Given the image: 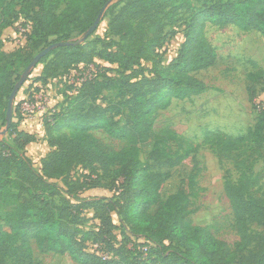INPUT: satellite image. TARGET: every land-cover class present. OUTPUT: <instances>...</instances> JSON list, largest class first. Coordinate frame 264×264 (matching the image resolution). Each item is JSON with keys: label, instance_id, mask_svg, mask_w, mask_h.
<instances>
[{"label": "trees", "instance_id": "obj_1", "mask_svg": "<svg viewBox=\"0 0 264 264\" xmlns=\"http://www.w3.org/2000/svg\"><path fill=\"white\" fill-rule=\"evenodd\" d=\"M111 1L0 0V37L20 19L23 26L31 23L26 42L35 51L54 42H71L40 60L39 64H45L43 71L32 82L46 84L51 78L80 70L81 64L94 65L96 57L104 56L98 50L102 39L70 37L74 32L84 35ZM193 1L117 0L107 7L109 33L119 38L107 60L121 71L110 75L114 70L102 67L92 77L73 83L59 110L45 118L52 150L43 158L40 171L24 151L15 149L21 139L26 144L34 141L33 135L12 122L7 133L14 136V144L0 139V208H7L4 216L0 214V264H35L34 246L41 253L68 254L75 264H264V190L255 191L256 158L243 157L246 150H241L251 141L248 149L255 147L257 154L264 144V101H253L258 118L246 136L208 133L206 139L220 157L231 158L240 172L237 181L225 185L239 236L235 248L208 228L193 224L196 209L189 192L196 185L193 176L189 190L181 187L162 197L164 184L172 176L169 169L195 154L197 146L169 129L155 134V119L173 100H186L207 90L196 74L215 66L218 54L204 35L206 24L253 29L264 37V0L204 2L185 18L184 42L164 66L157 51L166 38L164 28L183 18L181 12H189ZM62 5L64 9L57 13ZM168 34L172 38L175 33ZM36 54L26 45L10 54L0 52V120L5 124L10 94L22 74L11 66L22 60L26 68ZM144 61L153 67L147 69ZM108 88L117 91L119 103H97ZM65 125L68 134L60 133ZM93 131H103L124 144L115 149ZM145 148H149L148 158L142 162L140 153ZM78 166L88 170L86 179L92 183L67 182L69 196H65L55 180L65 179ZM107 178H111V196L76 195L82 190L78 185L96 187ZM254 226L262 231L255 234Z\"/></svg>", "mask_w": 264, "mask_h": 264}, {"label": "rangeland", "instance_id": "obj_2", "mask_svg": "<svg viewBox=\"0 0 264 264\" xmlns=\"http://www.w3.org/2000/svg\"><path fill=\"white\" fill-rule=\"evenodd\" d=\"M117 0L110 2L113 5ZM215 0H194L189 12L183 10L181 18L176 24L169 22L163 31L166 35L161 43L162 47L157 51L160 54L161 62L165 66L178 54V50L184 42L185 18L199 10L204 2ZM108 6V7H109ZM62 5L57 13L64 9ZM19 8V7H18ZM22 16V15H21ZM20 17V15H18ZM21 18V17H20ZM110 16L106 12L96 31L89 39H102L98 45V50L103 51L104 56L96 57L94 65H79V69H73L70 75H59L48 80L46 84L32 82L38 77L45 64H38L31 74V78L24 83L18 91L13 109V123L20 131L28 132L33 135L34 141L26 144L20 140L15 144L16 151H23L31 159L35 169L42 168L43 158L49 155L52 150L48 144L45 132V118L49 117L62 106L68 95L71 94L73 83L80 82L83 78L92 77L97 70L102 67L111 68L110 75L120 73L117 64L108 62L107 53L116 50L119 38L109 33L108 22ZM20 21L7 30L5 34L4 48L10 49L13 46H28L29 51L33 50L31 43H23L18 35ZM174 32L170 38L168 33ZM204 35L213 45L218 54L215 66L200 71L196 76L207 84V90L197 96L186 100H173L171 105L157 114L154 124L155 134L162 130H172L183 139L197 146V152L184 160L180 165L170 168L172 176L163 187L162 197L165 199L175 193L179 188L190 189V179L193 176L195 188L190 190V201L196 212L192 214L193 224L208 228L217 238L225 240L232 248H235L239 236L234 227L233 213L230 202L225 194V185L228 181H237L240 172L235 168L234 162L229 157H220L215 146L207 142L208 133H220L234 138L246 136L257 122L258 111L254 107L255 103L264 101V37L256 30L245 31L235 25L224 27L207 23ZM83 33L74 32L70 40H80ZM28 38V37H27ZM26 38V39H27ZM55 38L52 37L50 41ZM27 43V44H26ZM12 46V47H11ZM53 57V56H50ZM144 67L151 69L152 62L144 61ZM15 72L22 73L25 69L22 60L15 61L11 66ZM117 70V71H115ZM32 83V86L30 85ZM37 88L38 91H34ZM34 93L33 97L29 96ZM256 94V96H255ZM108 102L119 103L117 91L108 88L103 91L97 103L104 105ZM117 110L116 117L120 118ZM5 131V123L0 120V139H7L14 144V136H9ZM68 125H65L61 132L68 134ZM93 134L107 145L120 149L123 142L111 139L103 131H93ZM26 144V145H25ZM252 144L246 142L242 148L246 150L243 157L250 159L256 158L253 169V180L257 183L255 191L261 188L264 190V144L260 152L254 154V150L248 149ZM175 146V144H174ZM149 148H145L140 153L142 162L147 161ZM88 170L78 166L65 179H58L55 182L62 188V193L67 194V182L86 181ZM112 177L116 173L111 174ZM111 177V176H110ZM96 178H92L94 180ZM111 178L103 179L99 182L100 186L86 188L78 185L82 190L77 191L78 197L93 198L111 196L113 194L108 188ZM110 187V186H109ZM17 191V189H14ZM7 208H0V214L5 215ZM88 217H92L91 211H86ZM113 218L117 224L119 220L114 213ZM252 231L257 234L262 228L254 226ZM120 234V230L118 231ZM35 264H75L68 254L60 255L55 253H41L34 246Z\"/></svg>", "mask_w": 264, "mask_h": 264}, {"label": "water", "instance_id": "obj_3", "mask_svg": "<svg viewBox=\"0 0 264 264\" xmlns=\"http://www.w3.org/2000/svg\"><path fill=\"white\" fill-rule=\"evenodd\" d=\"M110 3H107L99 13L98 17L94 21L93 25L86 31V33L83 35V37L80 39L81 41L87 40L98 28L100 25L102 18L106 12L107 7L109 6ZM71 42H54L51 43L49 46L44 47L41 49L31 60V62L28 64V66L24 69L22 72L20 79L17 81V83L14 85V88L10 94L9 100H8V108L6 112V124H5V131L7 132L8 129L10 128L12 122H13V109H14V101L16 98V95L20 88L24 85L26 80L31 76L33 70L35 67L39 64L40 60L48 55L52 50L61 47V46H67L70 45Z\"/></svg>", "mask_w": 264, "mask_h": 264}, {"label": "built area", "instance_id": "obj_4", "mask_svg": "<svg viewBox=\"0 0 264 264\" xmlns=\"http://www.w3.org/2000/svg\"><path fill=\"white\" fill-rule=\"evenodd\" d=\"M31 31V23H27L26 26H23L20 24V27H19V33H18V37L20 39H22V42L24 43L26 41V38H27V34L30 33Z\"/></svg>", "mask_w": 264, "mask_h": 264}, {"label": "crops", "instance_id": "obj_5", "mask_svg": "<svg viewBox=\"0 0 264 264\" xmlns=\"http://www.w3.org/2000/svg\"><path fill=\"white\" fill-rule=\"evenodd\" d=\"M11 27H8V28H6V29H4L2 31V34H1V37H0V40H1L0 52H5L7 54H10V53L14 52L18 48V46H13V47L11 46L12 48H10V49L9 48L8 49L4 48L5 34H6L7 30L10 29Z\"/></svg>", "mask_w": 264, "mask_h": 264}]
</instances>
